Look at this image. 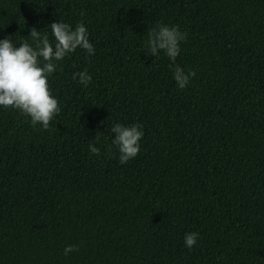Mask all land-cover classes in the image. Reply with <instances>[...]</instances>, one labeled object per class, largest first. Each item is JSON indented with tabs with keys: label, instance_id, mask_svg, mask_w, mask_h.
<instances>
[{
	"label": "trees",
	"instance_id": "16d2710c",
	"mask_svg": "<svg viewBox=\"0 0 264 264\" xmlns=\"http://www.w3.org/2000/svg\"><path fill=\"white\" fill-rule=\"evenodd\" d=\"M59 20L95 54L49 78V129L0 108V264H264V0H0V39ZM161 23L186 33L175 61L145 54ZM115 122L144 126L123 165Z\"/></svg>",
	"mask_w": 264,
	"mask_h": 264
},
{
	"label": "clouds",
	"instance_id": "9594fccd",
	"mask_svg": "<svg viewBox=\"0 0 264 264\" xmlns=\"http://www.w3.org/2000/svg\"><path fill=\"white\" fill-rule=\"evenodd\" d=\"M51 37L33 27L28 36L32 43L22 40L17 44L9 36L0 39V108L15 109L30 118L33 127L38 124L43 129H49L50 121L60 112L59 102L52 94L49 78L59 67V63L67 56L81 48L89 56L95 54V47L89 40L87 26L81 22L73 27L70 23H50ZM186 40V33L178 26L159 24L148 31L144 45L146 55L167 56L175 61L180 55L181 43ZM195 73L185 71L176 65L173 78L179 89L188 86ZM87 87L92 79L87 70L74 72L72 78ZM111 139L119 153L120 164H126L135 158L141 150V140L144 136L142 123L130 125L115 122L112 124ZM98 139V138H97ZM91 154L99 155L100 148L94 143L88 145ZM198 232H187L184 235V246L192 249L198 242ZM78 248L66 245L64 255L67 256Z\"/></svg>",
	"mask_w": 264,
	"mask_h": 264
}]
</instances>
